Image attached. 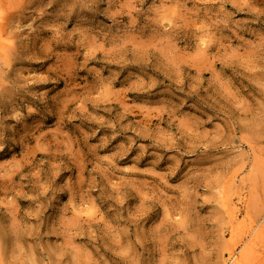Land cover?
Instances as JSON below:
<instances>
[{
    "label": "rangeland",
    "instance_id": "1",
    "mask_svg": "<svg viewBox=\"0 0 264 264\" xmlns=\"http://www.w3.org/2000/svg\"><path fill=\"white\" fill-rule=\"evenodd\" d=\"M0 40V264H264V0H0Z\"/></svg>",
    "mask_w": 264,
    "mask_h": 264
},
{
    "label": "bare ground",
    "instance_id": "2",
    "mask_svg": "<svg viewBox=\"0 0 264 264\" xmlns=\"http://www.w3.org/2000/svg\"><path fill=\"white\" fill-rule=\"evenodd\" d=\"M2 40V39H1ZM1 40H0V42H1ZM3 40H4V38H3ZM5 42V41H4ZM1 44H3L2 42H1ZM263 160V159H262ZM239 196H241L240 195V193H239ZM243 197V196H242ZM241 197H239V199H240ZM233 207H234V205H233ZM232 211H233V209H232ZM234 217V216H233ZM235 218H236V216H235ZM235 220V219H234ZM252 226V225H251ZM254 230V226H252L250 229H248V232L249 233H252L253 234V232L255 231H253ZM247 231V230H246ZM245 233H247V232H245ZM244 244V243H243ZM242 254V253H241ZM229 255H230V261H228L229 263L228 264H244V261H243V259H242V257H243V255H242V257H240V256H237L236 255V252H235V249H231L230 251H229Z\"/></svg>",
    "mask_w": 264,
    "mask_h": 264
},
{
    "label": "clouds",
    "instance_id": "3",
    "mask_svg": "<svg viewBox=\"0 0 264 264\" xmlns=\"http://www.w3.org/2000/svg\"><path fill=\"white\" fill-rule=\"evenodd\" d=\"M3 147V145L2 144H0V148H2Z\"/></svg>",
    "mask_w": 264,
    "mask_h": 264
}]
</instances>
